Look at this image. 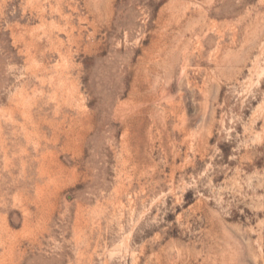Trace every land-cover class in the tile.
I'll return each instance as SVG.
<instances>
[{
  "label": "rangeland",
  "instance_id": "1",
  "mask_svg": "<svg viewBox=\"0 0 264 264\" xmlns=\"http://www.w3.org/2000/svg\"><path fill=\"white\" fill-rule=\"evenodd\" d=\"M0 264H264V0H0Z\"/></svg>",
  "mask_w": 264,
  "mask_h": 264
}]
</instances>
